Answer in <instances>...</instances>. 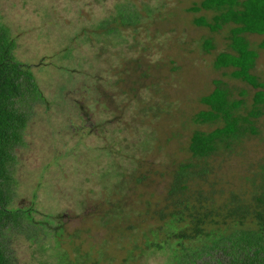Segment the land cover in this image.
Wrapping results in <instances>:
<instances>
[{
  "label": "rangeland",
  "instance_id": "374dc122",
  "mask_svg": "<svg viewBox=\"0 0 264 264\" xmlns=\"http://www.w3.org/2000/svg\"><path fill=\"white\" fill-rule=\"evenodd\" d=\"M199 1L0 0L13 55L40 92L21 102L27 121L8 169L12 204L32 208L43 224L7 235L10 264H174L179 247L154 211L173 210L167 189L183 163L211 168L206 179L188 182L187 193L208 191L212 181L217 202L229 191L248 197L251 179L263 175L264 107L248 119L255 131L229 148L204 161L187 149L193 131L219 125L192 121L213 80L243 100L242 116L255 91L213 67L227 49L228 27L193 24L212 16L187 10ZM118 11L125 22L112 21ZM244 37L257 52L251 72L262 79L264 35Z\"/></svg>",
  "mask_w": 264,
  "mask_h": 264
},
{
  "label": "trees",
  "instance_id": "16d2710c",
  "mask_svg": "<svg viewBox=\"0 0 264 264\" xmlns=\"http://www.w3.org/2000/svg\"><path fill=\"white\" fill-rule=\"evenodd\" d=\"M187 10L212 12L209 20L194 18L195 25L210 31L228 27L227 49L214 55L212 65L215 69H228L229 77L255 89L246 116L237 114L243 100L231 97L220 80H213L214 88L199 98L206 108L194 113L192 121L219 123L208 131L195 130L189 137L187 149L191 160L204 161L218 148L227 149L246 132H254V128L248 127L251 125L248 119L262 113L264 72L262 79L251 72L257 52L249 47L244 34L264 35V0H200ZM117 15L112 21L125 22L122 12L118 11ZM115 30L116 25L104 32ZM210 46L206 42L204 48ZM257 47L264 49V37ZM13 49V38L0 24V264H10L3 246L9 233L27 224L32 229L43 224L34 221L32 208L12 204L14 183L8 167L12 148L20 141L27 121L21 102L24 98L40 97L30 67L15 59ZM203 164H180L167 189L173 210L167 215L162 210L154 211L158 217L165 218L167 235L174 240L173 249L179 247L173 252L174 264H264V166L257 174H263L262 177L257 182L251 179L248 197L244 191H229L228 197L217 202L214 193L219 190L213 189L212 181L208 191L198 188L187 193L188 182L206 179L211 173V168ZM185 240L192 242L187 248L183 246Z\"/></svg>",
  "mask_w": 264,
  "mask_h": 264
}]
</instances>
